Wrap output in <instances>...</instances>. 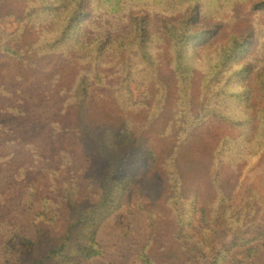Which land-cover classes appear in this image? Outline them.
<instances>
[{
  "label": "trees",
  "instance_id": "16d2710c",
  "mask_svg": "<svg viewBox=\"0 0 264 264\" xmlns=\"http://www.w3.org/2000/svg\"><path fill=\"white\" fill-rule=\"evenodd\" d=\"M11 160L0 264L102 256V220L135 194L150 222L141 264L264 252V199L248 189L235 203L264 173V0H0V165Z\"/></svg>",
  "mask_w": 264,
  "mask_h": 264
},
{
  "label": "rangeland",
  "instance_id": "374dc122",
  "mask_svg": "<svg viewBox=\"0 0 264 264\" xmlns=\"http://www.w3.org/2000/svg\"><path fill=\"white\" fill-rule=\"evenodd\" d=\"M8 81L9 80H7V82ZM136 153L137 152L132 149L128 153V160H132ZM262 162L260 161L256 165L264 164ZM17 165L18 160H11L0 165V194L7 191ZM262 170V167H258L255 171L243 178L242 187L235 194V203H238L242 199L248 189H251L257 193L260 198L264 199V173ZM36 207H38V205ZM9 210H11V208ZM165 210L169 213L173 212L169 206H167ZM119 216H124V224L126 225L128 223L129 225V232L126 235H124L125 232L119 225ZM169 221L170 223L167 222V224H169L168 226L171 229L172 226L170 224L172 220L169 219ZM149 224L148 215L144 210L139 208L137 204V194H135L128 204L126 203L114 214L102 220L97 230L96 239L103 246L105 250L104 254L86 261L83 264H141L138 259V252L150 235ZM21 234L33 237V225L27 223L25 228L21 230ZM173 249L181 253L185 252L181 251L182 249L179 243L175 244ZM240 251H242V249ZM235 257L239 262L242 260L241 264H264V252L262 251H258V253H256L255 256L252 255L251 258H246L244 254H238L236 252Z\"/></svg>",
  "mask_w": 264,
  "mask_h": 264
}]
</instances>
